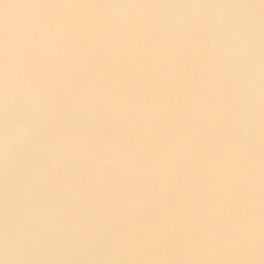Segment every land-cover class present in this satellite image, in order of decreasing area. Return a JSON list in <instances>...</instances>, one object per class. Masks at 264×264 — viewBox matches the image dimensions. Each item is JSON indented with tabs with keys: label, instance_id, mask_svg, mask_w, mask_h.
<instances>
[{
	"label": "water",
	"instance_id": "water-1",
	"mask_svg": "<svg viewBox=\"0 0 264 264\" xmlns=\"http://www.w3.org/2000/svg\"><path fill=\"white\" fill-rule=\"evenodd\" d=\"M0 259L264 264V3L0 0Z\"/></svg>",
	"mask_w": 264,
	"mask_h": 264
},
{
	"label": "clouds",
	"instance_id": "clouds-1",
	"mask_svg": "<svg viewBox=\"0 0 264 264\" xmlns=\"http://www.w3.org/2000/svg\"><path fill=\"white\" fill-rule=\"evenodd\" d=\"M7 78H8L7 67H5V71H4L5 100H7ZM4 152H5V156H7V153H8L7 132L5 134V147H4ZM0 264H5V260L0 259Z\"/></svg>",
	"mask_w": 264,
	"mask_h": 264
},
{
	"label": "snow or ice",
	"instance_id": "snow-or-ice-1",
	"mask_svg": "<svg viewBox=\"0 0 264 264\" xmlns=\"http://www.w3.org/2000/svg\"><path fill=\"white\" fill-rule=\"evenodd\" d=\"M262 3H264V0H261Z\"/></svg>",
	"mask_w": 264,
	"mask_h": 264
}]
</instances>
